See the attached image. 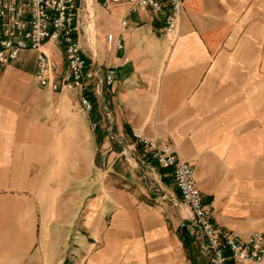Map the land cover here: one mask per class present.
<instances>
[{"label": "crops", "instance_id": "1", "mask_svg": "<svg viewBox=\"0 0 264 264\" xmlns=\"http://www.w3.org/2000/svg\"><path fill=\"white\" fill-rule=\"evenodd\" d=\"M104 2L98 17L91 0L94 20L82 15L79 36L89 65L116 70L97 99V144L88 123L96 107L81 113L75 93L41 86L36 64L35 81L46 88L33 92L66 98L58 107L70 120L51 107L43 123L15 110L0 116V264H63L70 256L72 264H206L179 227L184 208L170 169L151 160L136 132L174 144L219 230L264 233V0H184L173 37L164 12ZM107 33L120 49L108 46ZM41 50L62 63L52 42ZM118 137L146 157L155 190L118 166ZM105 163L110 178L97 180Z\"/></svg>", "mask_w": 264, "mask_h": 264}, {"label": "built area", "instance_id": "2", "mask_svg": "<svg viewBox=\"0 0 264 264\" xmlns=\"http://www.w3.org/2000/svg\"><path fill=\"white\" fill-rule=\"evenodd\" d=\"M110 2L126 3L132 11L164 12V32L172 37L178 35L184 0ZM82 15L91 25L94 20L91 0H0V64H9L22 51H37L35 78L38 83L52 90H74L79 94L80 106L90 113L104 88L114 82L116 70L107 66L102 71L97 63L89 65L79 42ZM88 36H91L90 30ZM46 42H52L61 51V64L41 50ZM89 42L88 53L94 57V45ZM106 42L117 49L122 47L112 33L106 34ZM133 136L158 166L170 169L179 205L184 208L179 227L192 235L206 264H264V233L241 237L235 230H219L204 205L191 165L179 156L171 141L143 138L139 132Z\"/></svg>", "mask_w": 264, "mask_h": 264}, {"label": "rangeland", "instance_id": "3", "mask_svg": "<svg viewBox=\"0 0 264 264\" xmlns=\"http://www.w3.org/2000/svg\"><path fill=\"white\" fill-rule=\"evenodd\" d=\"M105 0H95L96 4V14L98 13V17L100 15L99 5L105 6ZM58 54V53H57ZM36 56L37 51L34 50H27L22 51L19 53L18 57L12 61L11 63L15 66L10 65L11 63L7 65H0V116L4 115L8 111H19L22 113L21 118L31 119V120H38L40 122H45L47 120L46 112L48 109H53V115L57 119H64L65 121H69L70 119L66 116V113L60 112V108L58 107L61 104L66 103V98L63 99L60 96L58 97H52L51 95H46L45 93H39L36 94L33 92L34 89H45L46 87L39 86L34 78V68L36 64ZM22 69H18V68ZM24 70V71H23ZM48 88V87H47ZM72 92L77 95L75 105L80 112H84L85 110L82 109L79 105V95L74 90H64L63 93ZM36 94V95H34ZM96 111L90 115L89 123V131H90V137L93 143L95 142L97 144L98 136H100L97 132V128L93 126V123L97 125V102H95ZM18 113V112H17ZM87 114V113H86ZM61 116V117H60ZM20 119V117H19ZM97 127V126H96ZM39 130H44L43 128ZM111 133L114 134L115 131L113 128L111 129ZM41 135H44L45 133H42L40 131ZM93 137V138H92ZM101 137V136H100ZM115 137V136H114ZM120 140L115 141L116 145L120 146L121 154L117 155V159L120 160L124 164L118 165L119 167H122L123 172H128V170H133L137 177H140L141 181L148 186L151 187V190H155L157 188V183L159 180H155L154 178H150L148 174V170L153 173L152 170L149 169L147 164H145L143 161L146 157L143 156L139 152V149H137L136 144L133 143L132 145L131 141L129 139L120 138ZM111 140V139H109ZM73 145L70 146V155L73 156ZM144 153V152H143ZM86 158V157H85ZM151 159L149 156L147 157ZM153 161V159H151ZM85 161V160H84ZM83 161V162H84ZM57 163L58 161L55 160V170L57 169ZM84 165L86 168H90L88 166V159L84 162ZM110 165L104 164L101 166L102 174L97 173V180L105 181L109 179L110 177L108 175H104V171L109 168ZM60 168V167H59ZM91 172L87 175V184L90 183L91 185L92 180L94 177V170L93 166H91ZM101 174V175H100ZM144 175V177H143ZM172 180V179H171ZM116 185L118 187L123 186V181L120 179L116 180ZM155 184L153 186L152 185ZM178 198V206L177 208H180V201ZM178 212L181 214V212L178 210ZM181 217V215H180ZM70 249H72V240L70 241L69 245ZM70 264H72L71 256L67 259Z\"/></svg>", "mask_w": 264, "mask_h": 264}, {"label": "trees", "instance_id": "4", "mask_svg": "<svg viewBox=\"0 0 264 264\" xmlns=\"http://www.w3.org/2000/svg\"><path fill=\"white\" fill-rule=\"evenodd\" d=\"M161 169H162V170H166L167 168H162V167H161ZM186 240L189 241L188 239H186ZM63 264H70V263H69L67 260H65V261L63 262Z\"/></svg>", "mask_w": 264, "mask_h": 264}, {"label": "bare ground", "instance_id": "5", "mask_svg": "<svg viewBox=\"0 0 264 264\" xmlns=\"http://www.w3.org/2000/svg\"><path fill=\"white\" fill-rule=\"evenodd\" d=\"M90 1V0H89ZM94 43V42H93Z\"/></svg>", "mask_w": 264, "mask_h": 264}]
</instances>
